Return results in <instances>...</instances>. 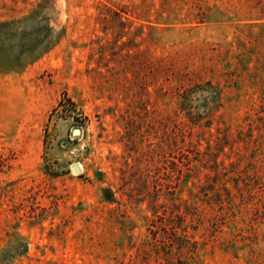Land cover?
Returning <instances> with one entry per match:
<instances>
[{
    "label": "rangeland",
    "instance_id": "rangeland-1",
    "mask_svg": "<svg viewBox=\"0 0 264 264\" xmlns=\"http://www.w3.org/2000/svg\"><path fill=\"white\" fill-rule=\"evenodd\" d=\"M0 264H264V0H0Z\"/></svg>",
    "mask_w": 264,
    "mask_h": 264
},
{
    "label": "water",
    "instance_id": "water-1",
    "mask_svg": "<svg viewBox=\"0 0 264 264\" xmlns=\"http://www.w3.org/2000/svg\"><path fill=\"white\" fill-rule=\"evenodd\" d=\"M72 169L74 170L75 173H79V168L77 165H73Z\"/></svg>",
    "mask_w": 264,
    "mask_h": 264
}]
</instances>
